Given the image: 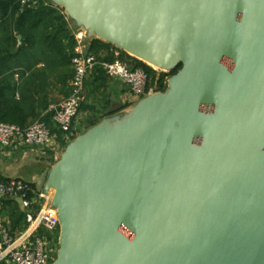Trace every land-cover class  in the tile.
I'll use <instances>...</instances> for the list:
<instances>
[{"label":"water","instance_id":"water-1","mask_svg":"<svg viewBox=\"0 0 264 264\" xmlns=\"http://www.w3.org/2000/svg\"><path fill=\"white\" fill-rule=\"evenodd\" d=\"M55 1L88 40L184 67L30 180L56 190L50 264H264V0Z\"/></svg>","mask_w":264,"mask_h":264},{"label":"trees","instance_id":"trees-1","mask_svg":"<svg viewBox=\"0 0 264 264\" xmlns=\"http://www.w3.org/2000/svg\"><path fill=\"white\" fill-rule=\"evenodd\" d=\"M75 46V36L64 10L59 6L45 0H0V123L25 128L43 119L60 140L65 136L53 119V106L71 93ZM89 48L101 60H113L112 49L116 47L99 38H92ZM121 51L123 60L148 73V89H167L168 74L160 73L142 60ZM106 77L103 68L97 65L87 85L100 88ZM66 134L70 135V139L76 136L73 129ZM63 144L66 145V139ZM52 160L56 162L55 158ZM0 214L9 215L14 232L26 225L25 214L17 200H5Z\"/></svg>","mask_w":264,"mask_h":264},{"label":"built area","instance_id":"built-area-1","mask_svg":"<svg viewBox=\"0 0 264 264\" xmlns=\"http://www.w3.org/2000/svg\"><path fill=\"white\" fill-rule=\"evenodd\" d=\"M31 2L38 0H22ZM76 46L72 67L71 93L59 104L53 106V119L59 129L68 133L79 115L86 100V85L89 76L100 65L109 78H117L129 86L131 95L146 96L149 75L121 58V49H112L113 60H101L90 51L87 29L74 33ZM21 144L41 150L53 149L56 138L50 126L38 119L28 127L12 123H0V145L9 147ZM53 193L38 191L30 180L17 177L0 179V209L5 200H17L20 210L25 214L23 229L12 231L8 220L0 216V264H50L57 258L60 237V218L58 209L52 204ZM49 236L48 233H57Z\"/></svg>","mask_w":264,"mask_h":264},{"label":"crops","instance_id":"crops-1","mask_svg":"<svg viewBox=\"0 0 264 264\" xmlns=\"http://www.w3.org/2000/svg\"><path fill=\"white\" fill-rule=\"evenodd\" d=\"M45 1H47L48 3L50 2L53 5L57 6V2L55 0H45ZM58 6L64 10V13L66 14V18L69 23V27L72 30L73 34L79 29H82V28L86 29L85 26L82 25L81 22L76 17L72 16L68 12L69 8L67 5L62 4ZM92 38H95V37L93 36ZM101 40L109 42L104 39H101ZM114 46L116 48H119L116 45ZM92 79H94V77ZM89 85L92 86V88H99L97 87V85H93V84H89ZM109 85L110 87H109L108 92L112 98L116 99V101L114 102L115 103L117 102L116 104L114 103L115 105L112 108L116 107L117 108L116 110L114 111L109 110L104 113L102 112L101 114H97V113L94 114V113L87 112V107H86L87 104L85 105L83 104L79 112V115L75 119L73 127H72L73 131L76 134V136L73 139H70L69 137L70 135H67L65 133V136H63L62 139L60 140L58 134L54 133L55 138H56L55 147L53 149H48V150H41L36 147H27L21 144L9 146V147H3L0 145V163L3 162L2 159L4 158L6 160H11L12 163H15L18 165H20L21 163L26 164V166L30 168V179L28 180H31L34 175L42 174L47 168L52 169L54 165L57 163V161L60 159L61 154L65 150H67V148L69 147L71 143H73L79 137L84 136L88 134L89 132L93 131L94 129H96V127L100 125L103 121H105L106 119L114 118L118 115H123L126 112H129L135 106V104L133 103L139 100L138 97L131 95L129 86L125 84L123 81H121L120 79L106 77L105 82L100 88H103L105 90L106 88H108ZM87 88H88V85H87ZM65 139H66V145L63 144V141ZM52 158H55L56 160L55 163H53ZM0 166L2 165L0 164ZM10 168L11 167L8 164H5L4 166L0 167V177L25 178L24 175L20 173H18V175L7 174L6 172ZM50 189L52 190L53 198H54L56 190L54 188H50ZM53 198H52V201H53ZM0 216L4 218L5 220H8L11 225V218L9 217V215L0 214Z\"/></svg>","mask_w":264,"mask_h":264},{"label":"rangeland","instance_id":"rangeland-1","mask_svg":"<svg viewBox=\"0 0 264 264\" xmlns=\"http://www.w3.org/2000/svg\"><path fill=\"white\" fill-rule=\"evenodd\" d=\"M120 52L122 54V51H120ZM128 54L130 56H134V55H132L130 53H128ZM183 67H184L183 63H180L177 66H175L173 68H170V69L169 68L168 69H164V68L159 67V66L152 67L153 69L157 70L160 73L161 72H165L166 74H168V76L166 77L167 89L165 91H156L155 87H151V88L147 89L148 93L146 94V96L139 98V100L137 102L133 103V104L136 105V103L138 104V102L140 100L145 99L147 97H151L154 94H158V96L155 97L154 100L156 98H159L160 96H162V93L166 92L169 89L170 82L183 69ZM149 82H150V77H149ZM148 86H149V83H148ZM109 87H110V85L108 86V88H106L104 90L103 88H92V86L88 85V88L86 89L87 90L86 91V100L83 103L84 105L87 104L86 105L87 112L94 113V114H96V113L97 114H101L102 112L104 113V112H107V111L111 110V108L117 102L115 103L114 101H116V99L112 98L110 96V94L108 92ZM84 112H85V110H84ZM2 161L3 162L0 163L2 166H4L5 164H8L11 167L9 170H7V172H6L7 174H9V175H18V173H20V174L24 175L25 178L30 179V168L28 166H26V164H22L21 163L20 165H18V164L12 163L11 160H6L4 158L2 159ZM11 164H13V165H11ZM2 166H0V167H2ZM56 234L57 233H48L49 236H56Z\"/></svg>","mask_w":264,"mask_h":264},{"label":"bare ground","instance_id":"bare-ground-1","mask_svg":"<svg viewBox=\"0 0 264 264\" xmlns=\"http://www.w3.org/2000/svg\"><path fill=\"white\" fill-rule=\"evenodd\" d=\"M131 54H132V55L135 54L134 56L139 57L140 59H142L143 62L147 63L148 65H150V66H152V67H156V66H157V64H156L155 62H153V61L150 60L148 57H146V56H144V55H142V54H140V53H132V52H131Z\"/></svg>","mask_w":264,"mask_h":264}]
</instances>
